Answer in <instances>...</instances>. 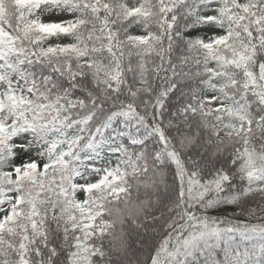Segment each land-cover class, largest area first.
Segmentation results:
<instances>
[{
	"label": "snow or ice",
	"instance_id": "6c2138e0",
	"mask_svg": "<svg viewBox=\"0 0 264 264\" xmlns=\"http://www.w3.org/2000/svg\"><path fill=\"white\" fill-rule=\"evenodd\" d=\"M0 264H264V0H0Z\"/></svg>",
	"mask_w": 264,
	"mask_h": 264
}]
</instances>
